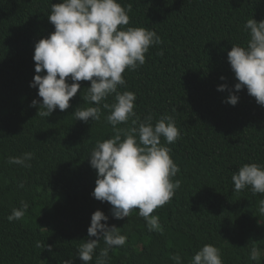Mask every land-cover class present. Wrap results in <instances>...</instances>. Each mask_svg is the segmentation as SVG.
Returning a JSON list of instances; mask_svg holds the SVG:
<instances>
[{
	"label": "trees",
	"instance_id": "obj_1",
	"mask_svg": "<svg viewBox=\"0 0 264 264\" xmlns=\"http://www.w3.org/2000/svg\"><path fill=\"white\" fill-rule=\"evenodd\" d=\"M61 2L0 0V264H85L78 247L89 238L97 210L109 217L102 223L127 237L124 246L109 251L107 264H175L173 254L190 264L206 244L219 249L223 264H264V194L250 187L236 192L231 179L244 164L264 166V106L246 87L235 91L238 81L228 62L233 45L246 46L247 20H264V0H118L131 8L129 24L120 27L155 31L162 43L150 47L144 65L123 73L126 87L118 90L135 94L136 116L116 127L123 139L138 128L134 119L151 115L155 125L170 115L180 132L170 145L161 138L180 169L172 178L180 187L152 213L162 231L151 232L138 209L115 219L110 203L92 196L97 170L90 153L117 133L102 104L98 121L73 115L79 107L97 106L83 98L91 82H80L65 111L42 117L39 105L32 106L42 102L38 87H31L35 44L55 31L48 15L51 4ZM221 85L228 87L218 91ZM233 92L239 97L235 106L225 102ZM24 153L33 154L30 167L8 162ZM21 201L29 208L9 222ZM104 247L100 241L89 264H96ZM253 248L257 261L250 259Z\"/></svg>",
	"mask_w": 264,
	"mask_h": 264
},
{
	"label": "clouds",
	"instance_id": "obj_2",
	"mask_svg": "<svg viewBox=\"0 0 264 264\" xmlns=\"http://www.w3.org/2000/svg\"><path fill=\"white\" fill-rule=\"evenodd\" d=\"M129 11L131 8L126 10L118 0H62L61 3H52L48 19L55 31L35 44L33 56L37 75L31 87H38L42 102L33 100L32 106L39 105L38 115L42 117L51 116L57 108L65 111L80 90V82L90 81L83 98L97 106L79 107L73 115L85 123L89 119L98 121L102 104L103 108L109 109L106 119L117 133L114 138L98 141L90 153V166L97 170L92 196L110 203L115 219L130 217L132 210L138 209L150 232L162 231L159 216L152 213L168 203L180 187V181L173 182L172 179L180 169L172 160L170 149L161 143V138L170 145L178 140L180 132L170 115L162 116L155 125L151 115L142 122L134 119L132 122L138 123V128H132L123 139L121 130L116 127L136 116L135 94L118 90L121 86L126 87L123 73L126 69L134 71L144 65L145 54L150 47L162 43L155 31L120 27L129 24ZM244 31L249 36L246 46L233 45L228 52V62L238 81L235 91L246 87L257 104L264 106V20L248 19ZM45 72L46 75L42 74ZM227 87L221 85L218 91H225ZM110 96L114 101L111 104L106 102ZM238 100V95L233 92L225 102L235 106ZM32 158V153H24L21 157H9L8 162L30 167L27 162ZM231 179L236 192L250 187L253 194H264L262 165L244 164L232 174ZM260 203V212L264 213V200ZM21 205L7 217L9 222L23 218L29 205L24 201ZM108 219L100 210L92 215L89 238L79 245L77 252L85 264L93 260L100 241L105 247L96 264H107L109 251L126 244L127 237L121 234L120 228L102 223ZM36 246L42 247L41 242L37 241ZM170 259L175 264H182L179 254L171 255ZM250 259H259L258 249L251 250ZM63 264L73 262L65 260ZM190 264H223V261L219 249L206 244L195 253Z\"/></svg>",
	"mask_w": 264,
	"mask_h": 264
}]
</instances>
